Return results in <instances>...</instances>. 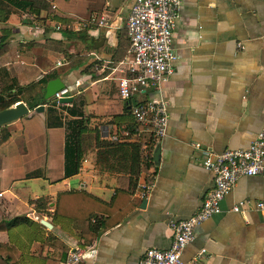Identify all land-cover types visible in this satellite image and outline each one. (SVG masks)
I'll list each match as a JSON object with an SVG mask.
<instances>
[{
  "label": "crops",
  "instance_id": "crops-1",
  "mask_svg": "<svg viewBox=\"0 0 264 264\" xmlns=\"http://www.w3.org/2000/svg\"><path fill=\"white\" fill-rule=\"evenodd\" d=\"M133 1H128L121 16V9L111 11L106 25L81 30V37L68 36L64 31L70 29L54 26L68 24L74 15L73 0H56L54 13L42 9L36 19L23 12L11 14L7 24L0 22V36L3 28L11 29L9 51L0 57V95L58 73L75 93L72 101L81 104L79 118L88 119L91 134L101 142L127 145L108 153L94 140L81 153L78 173L65 177L67 130L65 125L47 124L48 104L40 112L29 109L0 126V221L17 216L31 221L0 231V245L14 246L13 264H58L74 247H92L84 264H138L146 248L169 246V220L189 218L213 187V176L202 166L194 144L215 153L246 148L262 128L264 0H181L173 32L177 60L162 90L169 102L167 132L152 150L153 156L159 146L156 172L132 173V168L137 169L133 146L143 150L153 134L148 128L129 131L134 125L130 106L155 95L148 88L129 101L118 93L117 78L129 60L124 20ZM84 2L86 21L93 14L105 16L100 11L110 0ZM66 51L75 60L69 67ZM70 104L54 107L61 116ZM151 179V191L141 198V185ZM75 191L105 203L121 192L117 205L125 208L132 203L134 208L97 237L79 238L85 221L54 214L58 195ZM41 197L48 198L46 210L30 203ZM143 199L146 203L141 207ZM244 199L250 204L233 212L232 207ZM256 200L264 201V177L240 176L221 201L220 212L196 228L195 238L181 254L185 264L203 247L206 258L198 264H264V219L253 206Z\"/></svg>",
  "mask_w": 264,
  "mask_h": 264
},
{
  "label": "built area",
  "instance_id": "built-area-1",
  "mask_svg": "<svg viewBox=\"0 0 264 264\" xmlns=\"http://www.w3.org/2000/svg\"><path fill=\"white\" fill-rule=\"evenodd\" d=\"M181 0H134L124 20L129 46V60L123 75L117 78L119 96L123 100H132L142 90L150 88L155 95L131 104V114L143 128L152 130L153 140L166 135L169 120V102L163 94V84L174 70L177 54L173 46V32L181 8ZM54 7V5H53ZM91 24L103 26L106 18L91 16L79 29ZM61 62H58V65ZM76 87L80 85L75 82ZM70 87L65 86L52 96L57 106L64 105L59 100L74 95ZM264 114V111H263ZM139 132L138 128H135ZM129 135V132H125ZM115 139V137H113ZM194 147L201 153L202 166L211 172L213 187L210 189L200 208L189 218L169 220L172 239L165 249L146 248L138 264H185L181 259L184 248L195 238V230L205 220L220 212L223 198L233 188L240 176L264 177V117L262 128L255 139L246 148L226 149L215 153L208 148ZM153 187V179L141 185L140 197H146ZM250 204L249 200H240L233 212H240ZM254 208L264 219V201L253 202ZM91 248L74 247L58 264H84V259L92 255ZM206 248L196 252L189 264H198L206 258Z\"/></svg>",
  "mask_w": 264,
  "mask_h": 264
},
{
  "label": "trees",
  "instance_id": "trees-1",
  "mask_svg": "<svg viewBox=\"0 0 264 264\" xmlns=\"http://www.w3.org/2000/svg\"><path fill=\"white\" fill-rule=\"evenodd\" d=\"M47 1L48 0H0V22L7 24L11 14L21 15L23 12H28L36 19L40 14V11L47 8ZM84 29L85 28L72 31L65 30L64 32L67 35L69 34L68 36L77 35L81 37L84 33L81 30ZM2 30L3 34L0 36V57L9 51V41L11 38L10 28H3ZM80 65L81 62L74 65L73 68L79 67ZM59 75L60 74L58 73H51L40 79L36 84L31 83L26 86H17L14 93L9 92L6 96L0 95V111L19 101H24L30 110H36L37 106L48 104L47 124L49 126L65 125L67 130L64 147V176L69 177L78 173L80 169L81 153L85 151L94 140L96 141L95 146L101 144L103 148H108V153L125 150L127 145H122L124 143L120 142H101L97 137L92 135L90 130H88V119L79 118L83 115L79 101L71 102L67 114L63 115L60 113L61 116L58 115L56 108L54 107V99H44V89L46 83L50 79L56 78ZM33 87H37V90L34 91ZM52 113H55V115L53 116ZM67 115L76 118L67 119ZM63 118L65 120L64 122L62 120ZM135 128H138L140 131L143 127L134 119L133 128H130L129 131H132V133L136 132ZM2 139H6V135H4ZM154 143L155 141L152 138L149 145L143 150L140 146H133L134 154L136 152V156L134 157L136 158L137 169L132 168V173H135V175L141 170L148 172L149 175L155 174L156 166L152 157ZM130 184L135 185L136 180L130 179ZM119 196H122L121 192H117L115 199L110 203H105L83 192L75 191L61 193L58 195L54 214L56 216L63 215L71 217L76 219V221H85L84 229L80 233L79 238L90 240L97 237L105 229L111 228L119 223L131 210H133L134 206L132 203H129L125 208L123 206H118L116 201H118ZM30 203H34L36 208L46 210L48 198L41 197L30 201ZM24 222L31 223V221L25 216H17L9 220H2L0 221V231L7 230L11 226ZM13 247L14 246L10 245H0V264H13L15 262V257L12 254Z\"/></svg>",
  "mask_w": 264,
  "mask_h": 264
},
{
  "label": "water",
  "instance_id": "water-1",
  "mask_svg": "<svg viewBox=\"0 0 264 264\" xmlns=\"http://www.w3.org/2000/svg\"><path fill=\"white\" fill-rule=\"evenodd\" d=\"M128 0H110V11L112 12H116L120 9V7ZM101 43V42H100ZM97 46V44H96ZM65 82L62 80L61 77H56L53 79H50L46 85H45V89H44V99L48 100L50 98H52V96L54 95L55 92H57L58 90L62 89L63 87H65ZM73 100V95L67 96V97H63L61 98L59 101L62 103H70ZM132 104H135V102L132 101ZM44 108L43 105H39L36 108V111L40 112L42 111ZM29 112V109L27 107V105L22 102L19 101L17 103H15L14 105L3 109L0 111V126L4 125L6 123H9L13 120H16L24 115H26ZM153 162L154 163H158L159 161V146L157 145L154 149L153 152ZM146 203V199L142 200L141 203V207H143ZM41 224H43L44 226L51 228V224L45 220H41L40 221Z\"/></svg>",
  "mask_w": 264,
  "mask_h": 264
},
{
  "label": "rangeland",
  "instance_id": "rangeland-1",
  "mask_svg": "<svg viewBox=\"0 0 264 264\" xmlns=\"http://www.w3.org/2000/svg\"><path fill=\"white\" fill-rule=\"evenodd\" d=\"M85 0H73V2H72V9H71V11L74 13V15L73 16H71V19H69L68 20V24H65V23H55L54 24V26H58L59 27V29L60 30H64V28L65 27H67L68 29H70V30H78L79 29V27L81 26V24H83V22H84V20L83 19H85L84 17V15H82V13H83V9H84V7H85V2H84ZM105 1H107V0H105ZM109 1V0H108ZM56 0H54V2L52 1L51 2V0L50 1H47V11L48 10H50L51 12V14L52 13H54L55 12V10L57 9V6H56ZM53 5L55 6V7H53ZM125 9V7H122L121 8V11H119V16H121L122 14H123V12H122V10H124ZM100 13H102V14H106L105 16L104 15H101V14H93V15H91V16H96V17H102V16H104V18H106V20H107V15L108 14H111V11H110V3L109 2H107V5H104V7L103 8H101V11H100ZM90 16V17H91ZM92 26L93 25H97V24H91ZM57 29V28H56ZM72 39V38H71ZM67 52V51H66ZM65 53V52H64ZM77 53V52H76ZM78 54V53H77ZM69 53L67 52V54L65 55V57L67 58V60L68 61H70V63L67 65L68 67L69 66H71V65H73V63L75 62V60L73 59V57L72 58H69ZM64 68H62V69H60L62 72L64 71L63 70Z\"/></svg>",
  "mask_w": 264,
  "mask_h": 264
},
{
  "label": "flooded vegetation",
  "instance_id": "flooded-vegetation-1",
  "mask_svg": "<svg viewBox=\"0 0 264 264\" xmlns=\"http://www.w3.org/2000/svg\"><path fill=\"white\" fill-rule=\"evenodd\" d=\"M128 1H129V0H128ZM128 1H126V2L120 7V9H121L122 7H125V6L127 5Z\"/></svg>",
  "mask_w": 264,
  "mask_h": 264
}]
</instances>
